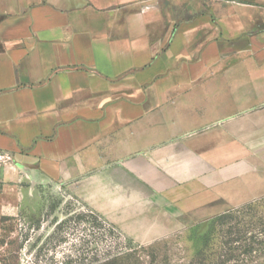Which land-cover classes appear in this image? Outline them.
Wrapping results in <instances>:
<instances>
[{
	"label": "crops",
	"instance_id": "obj_1",
	"mask_svg": "<svg viewBox=\"0 0 264 264\" xmlns=\"http://www.w3.org/2000/svg\"><path fill=\"white\" fill-rule=\"evenodd\" d=\"M49 184L141 245L264 196V0H0V235Z\"/></svg>",
	"mask_w": 264,
	"mask_h": 264
},
{
	"label": "rangeland",
	"instance_id": "obj_2",
	"mask_svg": "<svg viewBox=\"0 0 264 264\" xmlns=\"http://www.w3.org/2000/svg\"><path fill=\"white\" fill-rule=\"evenodd\" d=\"M230 207L228 202L217 200L214 210L219 214ZM181 217L182 228L170 237L150 245L134 241L138 247L135 264H188L193 259L211 226V217ZM1 222L3 264H89L85 258L113 257L121 247L130 245L125 242L126 234L56 184L44 187L34 213L24 209L3 216ZM250 264H264V258Z\"/></svg>",
	"mask_w": 264,
	"mask_h": 264
},
{
	"label": "trees",
	"instance_id": "obj_3",
	"mask_svg": "<svg viewBox=\"0 0 264 264\" xmlns=\"http://www.w3.org/2000/svg\"><path fill=\"white\" fill-rule=\"evenodd\" d=\"M264 196L211 217L200 249L188 264H250L264 258ZM121 238V237H120ZM113 257L85 258L89 264H135L138 247L132 238ZM142 248V247H141Z\"/></svg>",
	"mask_w": 264,
	"mask_h": 264
}]
</instances>
